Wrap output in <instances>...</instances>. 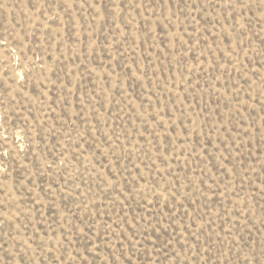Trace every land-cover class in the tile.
I'll list each match as a JSON object with an SVG mask.
<instances>
[{"label":"rangeland","instance_id":"1","mask_svg":"<svg viewBox=\"0 0 264 264\" xmlns=\"http://www.w3.org/2000/svg\"><path fill=\"white\" fill-rule=\"evenodd\" d=\"M0 264H264V0H0Z\"/></svg>","mask_w":264,"mask_h":264}]
</instances>
